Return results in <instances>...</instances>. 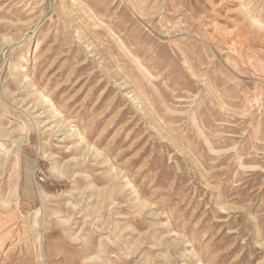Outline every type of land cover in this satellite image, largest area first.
I'll return each instance as SVG.
<instances>
[{
	"label": "rangeland",
	"instance_id": "rangeland-1",
	"mask_svg": "<svg viewBox=\"0 0 264 264\" xmlns=\"http://www.w3.org/2000/svg\"><path fill=\"white\" fill-rule=\"evenodd\" d=\"M264 264V0H0V263Z\"/></svg>",
	"mask_w": 264,
	"mask_h": 264
},
{
	"label": "bare ground",
	"instance_id": "bare-ground-1",
	"mask_svg": "<svg viewBox=\"0 0 264 264\" xmlns=\"http://www.w3.org/2000/svg\"><path fill=\"white\" fill-rule=\"evenodd\" d=\"M0 264H32V254L25 249L17 256H14V253H5Z\"/></svg>",
	"mask_w": 264,
	"mask_h": 264
}]
</instances>
